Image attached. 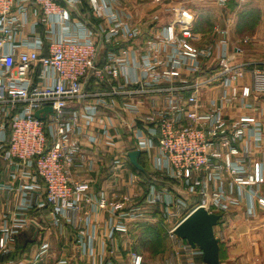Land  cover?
<instances>
[{"label":"built area","instance_id":"built-area-1","mask_svg":"<svg viewBox=\"0 0 264 264\" xmlns=\"http://www.w3.org/2000/svg\"><path fill=\"white\" fill-rule=\"evenodd\" d=\"M82 1L0 0V161L18 181H0L9 208L0 223V264L49 258V241L29 257H14L21 232L42 227L32 211L47 208L51 224L72 227L77 254L55 264H86L94 257L100 224L93 215L102 209L111 219L99 264H143L144 254L129 236L124 256L115 244L119 233L129 235V220L165 227L171 240L167 264H208L203 250L176 229L201 206L220 214L219 225L240 204L243 187L248 217L256 215V204L264 207V109L251 112L264 96V58H246L240 46L231 50L230 28L219 26L222 37L196 46L192 14L184 7L143 40L132 9L117 8L122 0H87L99 18L100 41L68 6ZM30 5L42 13L29 32ZM160 18L157 13L153 20ZM103 47L108 49L101 60ZM247 74L250 85L243 81ZM90 82L94 90L87 89ZM217 87L221 94L204 101V93ZM156 97L149 110L138 108L142 98ZM48 106L52 110L45 111ZM117 107L132 117L127 125L133 148L122 147L114 168L125 171L135 149L150 166L131 171L140 192L97 196L84 176L96 166L87 148L115 146ZM215 235L221 236L216 229Z\"/></svg>","mask_w":264,"mask_h":264},{"label":"crops","instance_id":"crops-1","mask_svg":"<svg viewBox=\"0 0 264 264\" xmlns=\"http://www.w3.org/2000/svg\"><path fill=\"white\" fill-rule=\"evenodd\" d=\"M61 3L64 5L67 4L66 2ZM85 4L83 0L82 2L68 4V6L74 16L82 18L97 32L101 41L99 18L94 15L89 7L90 5L88 6L90 9L88 11H90L91 16L86 15L84 11L87 10L85 9L87 4ZM124 7L132 9L134 19L141 23L143 40L154 36L159 24L169 23L170 20H173L175 9L184 7L192 14V26L198 35V39L195 41L196 46L201 47L216 38L222 37L223 35L221 33L215 31V27L219 26L220 28H230L227 39L230 43L231 50H234L236 46H240L244 49V56L246 58H264V0H229L226 6L220 5L218 0H166L164 3H155L153 0H122L117 8L122 10ZM41 13V10H38L35 5L29 6L27 25L29 32L32 28V22L38 21ZM157 13L161 18L159 21L154 22L153 17ZM37 27L40 34L44 32L42 26L38 25ZM129 44L128 42L122 43L125 46ZM107 49V47L102 48L101 60L104 59ZM255 49L258 50L257 53L260 55H255L256 53L254 52L251 53ZM251 79V75L247 74L246 79L243 80L245 85H250ZM86 87L88 90H94L95 88L93 82L88 83ZM220 94V87L208 89L204 93L203 99L204 101H208L209 98L219 96ZM158 98H142V105L138 108L145 112L149 110V105ZM254 107L258 108L251 110V112L261 114V107L264 109V96L260 97L259 103L255 104ZM116 109L114 123L117 124L120 134L116 139L115 146L95 147L93 149H90V147L87 148L90 150V154L95 156L96 166L94 171L85 173L84 176L91 182V190L97 196L102 193L112 195L114 193L124 194L126 192L135 193L141 191L138 184L137 186L135 184L132 185L131 171L139 172V169L133 163L127 164L124 167L125 171L123 170L121 173L114 168L115 158L121 152L122 147L133 148L130 129L127 125V122L131 121L132 117L123 107H117ZM261 116L264 119V114H261ZM142 165L150 166L147 158ZM0 181L12 182L15 185L18 184L17 179H12L6 173L5 162L3 160L0 161ZM247 192L246 187L241 189V195L239 196L241 199L240 204L232 206L226 215L223 216L220 224L215 227L216 231L221 235L219 240L222 245V264H264V207L256 204V215L248 217L247 206L249 203ZM262 192L264 193V185ZM6 196L7 192L0 189V223L2 222L4 213L9 211L8 206L5 205L7 201ZM32 212L42 220V227L35 228L30 226L21 232L16 244V256L14 255V257L18 258L19 256L22 257L25 255L29 257L45 241L51 242L52 252L48 259L38 261L34 264H55L56 259L64 255L76 254V251L71 249L73 229L70 225L66 223L61 226L51 224L52 215L48 208L41 211L34 209ZM84 213L87 215L88 209ZM110 216L111 213L107 209L99 210L97 215H93V221L98 223V225L100 224V226L97 230L94 257H91L92 259L85 258L84 262L86 264H99L100 257L103 253V244L108 238V230H106V227L110 225ZM127 223L129 226V235L119 233L115 240L120 256L126 254V250L128 249L126 240L128 236L131 246L141 251L145 256V249H143V244L141 243V239L145 234L143 236L141 235L147 227L154 226L155 224L132 222L131 220ZM86 225L88 226V223ZM167 238L169 239L168 234Z\"/></svg>","mask_w":264,"mask_h":264},{"label":"water","instance_id":"water-1","mask_svg":"<svg viewBox=\"0 0 264 264\" xmlns=\"http://www.w3.org/2000/svg\"><path fill=\"white\" fill-rule=\"evenodd\" d=\"M52 110L51 106L44 109ZM37 117L41 116V110L36 111ZM141 151L131 150L129 153L132 163L139 169H144L139 162ZM220 219V214L209 212L201 206L190 213L177 227L176 233L188 240L193 246H199L204 252V259L208 264H222L220 256V241L215 235V226Z\"/></svg>","mask_w":264,"mask_h":264},{"label":"rangeland","instance_id":"rangeland-1","mask_svg":"<svg viewBox=\"0 0 264 264\" xmlns=\"http://www.w3.org/2000/svg\"><path fill=\"white\" fill-rule=\"evenodd\" d=\"M251 51V50H249ZM256 53L255 55H260L258 54V50H252L251 53ZM161 233L162 239L159 240L158 242H155L152 246L151 251H149L148 247H143L145 249V256H144V262L143 264H167L165 262L166 255H169V249L171 246V240L167 238V234L165 231V227L161 224H155L154 225ZM161 244L158 246L157 244Z\"/></svg>","mask_w":264,"mask_h":264},{"label":"trees","instance_id":"trees-1","mask_svg":"<svg viewBox=\"0 0 264 264\" xmlns=\"http://www.w3.org/2000/svg\"><path fill=\"white\" fill-rule=\"evenodd\" d=\"M84 3H86L85 5V9H87V10H85L84 11V13L86 14V15H89V16H91V14H90V11H88V10H90L89 9V3H88V1L87 0H84ZM89 6V7H88ZM91 8V7H90ZM92 10V9H91ZM145 160H146V158H145V155L144 154H142L141 156H140V158H139V161L142 163V164H144L145 163ZM2 164H4L3 162H1ZM139 169V168H138ZM139 172H141L140 170H139ZM145 234V235H144ZM144 235V236H143ZM141 236H143L142 237V246L143 247H148L149 248V251H151V250H153L152 249V246H153V244L155 243V242H158L159 240H161L162 239V236H161V233H160V231L156 228V227H154V226H149V227H147V229L145 230V232L141 235ZM220 241V240H219ZM158 246H160L161 244L159 243V244H157ZM220 245H221V242H220ZM222 246V245H221ZM220 256H221V249H220ZM145 264V263H144Z\"/></svg>","mask_w":264,"mask_h":264}]
</instances>
